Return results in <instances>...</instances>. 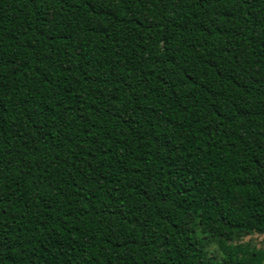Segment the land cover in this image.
<instances>
[{"label": "trees", "instance_id": "obj_1", "mask_svg": "<svg viewBox=\"0 0 264 264\" xmlns=\"http://www.w3.org/2000/svg\"><path fill=\"white\" fill-rule=\"evenodd\" d=\"M253 233L264 0H0V264H264Z\"/></svg>", "mask_w": 264, "mask_h": 264}, {"label": "rangeland", "instance_id": "obj_2", "mask_svg": "<svg viewBox=\"0 0 264 264\" xmlns=\"http://www.w3.org/2000/svg\"><path fill=\"white\" fill-rule=\"evenodd\" d=\"M237 243L247 244V245L255 246L257 248H262L264 246V234L253 233L250 235H246L240 238L239 240L235 241V244ZM207 248L210 254H213L218 258L222 256V252L220 251L217 243L212 241L208 244Z\"/></svg>", "mask_w": 264, "mask_h": 264}]
</instances>
